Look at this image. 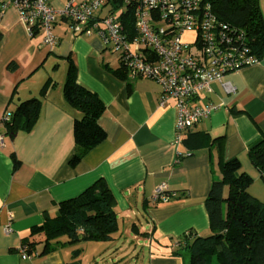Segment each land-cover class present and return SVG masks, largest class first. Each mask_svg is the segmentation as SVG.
<instances>
[{
	"label": "crops",
	"instance_id": "0c3cea01",
	"mask_svg": "<svg viewBox=\"0 0 264 264\" xmlns=\"http://www.w3.org/2000/svg\"><path fill=\"white\" fill-rule=\"evenodd\" d=\"M67 1L46 0L55 10ZM258 3L264 20V0ZM0 30V119L20 101L40 99L37 120L29 131L9 134L6 126L0 127L4 133L0 264H121L122 252L115 244L122 235L147 247L142 264H186L187 259L171 251L175 240L188 231L191 236L210 232L204 200L212 180L220 178L219 157L237 158L240 170L253 178L248 191L264 201V181L247 155L248 148L264 137V57L225 75L235 88L232 93L212 82L211 91L195 103L210 102L218 108L175 142V100L159 107L158 84L113 75L105 66L115 68L118 60H109L95 35H74L68 23L57 18L52 30L57 44L48 48L42 45L40 29L28 34L14 7L0 17ZM70 60L77 83L104 104L98 125L105 137L74 164L69 162L75 149L73 123L80 113L63 96ZM99 178L115 198L113 238L58 244L44 255L22 258V240L39 234L33 229L57 215L59 202L77 196ZM161 182L175 194L165 202L151 203ZM133 216H141L139 226Z\"/></svg>",
	"mask_w": 264,
	"mask_h": 264
},
{
	"label": "built area",
	"instance_id": "2783aa9c",
	"mask_svg": "<svg viewBox=\"0 0 264 264\" xmlns=\"http://www.w3.org/2000/svg\"><path fill=\"white\" fill-rule=\"evenodd\" d=\"M8 7L17 10L29 35L41 30L42 45L52 48L57 44L52 30L57 18H62L72 34L100 39L128 77L158 84L159 107L175 100V142L218 108L210 102L195 103L202 93L211 91L212 82L218 81L226 93H232L235 88L225 75L263 58L252 51L245 30L221 19L208 0H122L117 8L110 0H69L60 10L46 0H1L0 17ZM119 8V15H114ZM122 16L125 21L130 19V27L122 23ZM11 116V111H4L0 127ZM3 139L0 132V147ZM174 194L161 182L149 200L165 202ZM9 230L7 225L5 231ZM19 253L29 257L22 247Z\"/></svg>",
	"mask_w": 264,
	"mask_h": 264
},
{
	"label": "trees",
	"instance_id": "16d2710c",
	"mask_svg": "<svg viewBox=\"0 0 264 264\" xmlns=\"http://www.w3.org/2000/svg\"><path fill=\"white\" fill-rule=\"evenodd\" d=\"M208 1L221 19L242 27L252 51L258 57H264V20L258 0ZM121 2L110 0L114 8ZM123 16L122 23L126 28L130 27V19L125 21ZM1 38L0 30V41ZM105 67L120 79L127 76L126 69L120 64L115 68ZM43 93L44 87L41 95ZM63 96L80 113L73 123L75 149L69 162L74 164L104 139L105 133L98 125L104 104L95 93L77 83L76 67L71 60ZM39 107L40 99L36 97L20 101L11 111L6 132L29 131L37 120ZM247 155L264 181V137L248 148ZM218 166L220 178L212 180L204 200L210 234L191 236L192 232L188 231L175 240L171 255L187 259L186 264H264V201L248 191L253 178L240 170L237 158L221 160L219 157ZM57 210L56 216L33 229V234L39 233L37 236L22 240L21 247L27 254L41 256L58 244L109 241L117 231L115 198L102 178L77 196L59 202ZM38 244L40 250L36 248Z\"/></svg>",
	"mask_w": 264,
	"mask_h": 264
},
{
	"label": "rangeland",
	"instance_id": "374dc122",
	"mask_svg": "<svg viewBox=\"0 0 264 264\" xmlns=\"http://www.w3.org/2000/svg\"><path fill=\"white\" fill-rule=\"evenodd\" d=\"M119 13H120V8L114 11V15H119ZM106 55L110 57L109 60L111 62L113 63L116 62L117 56L115 54L107 52ZM141 219H142L141 216H135V217L133 216V221H135L136 225L138 226L139 224H141ZM209 234L210 232L208 234L205 233V235L203 236H207ZM133 240L123 235L119 238V240H116L115 246L116 248L119 249V252H122L119 255V257L121 258L118 259L121 261V264H142L143 261H141L140 258H142L143 252H144V255L146 254L148 255L147 247H145L144 245H141L140 241H136L135 239ZM127 246L129 247L130 250H128ZM125 249L126 251H124ZM136 256H137V259H136Z\"/></svg>",
	"mask_w": 264,
	"mask_h": 264
}]
</instances>
